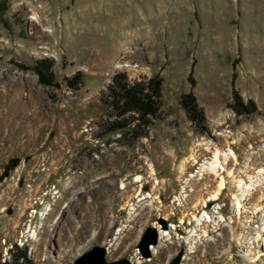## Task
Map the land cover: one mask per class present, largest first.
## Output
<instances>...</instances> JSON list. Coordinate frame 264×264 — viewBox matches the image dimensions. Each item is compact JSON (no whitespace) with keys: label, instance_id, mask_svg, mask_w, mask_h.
<instances>
[{"label":"rangeland","instance_id":"374dc122","mask_svg":"<svg viewBox=\"0 0 264 264\" xmlns=\"http://www.w3.org/2000/svg\"><path fill=\"white\" fill-rule=\"evenodd\" d=\"M119 73L160 95L123 133ZM14 156L1 263L101 244L132 264H264V0H0V175ZM149 226L167 235L146 258Z\"/></svg>","mask_w":264,"mask_h":264},{"label":"trees","instance_id":"16d2710c","mask_svg":"<svg viewBox=\"0 0 264 264\" xmlns=\"http://www.w3.org/2000/svg\"><path fill=\"white\" fill-rule=\"evenodd\" d=\"M43 79L44 78H42V80ZM126 79L127 77L125 74L119 73L114 77L113 83L109 86V92L112 93L109 95L112 98L109 104H112L116 111L115 114H117L115 118L110 121V130L112 132L123 133L126 129H130L135 119L142 118L148 112L154 113L157 110L156 107L160 103V95L157 91L159 85L155 83L154 80H150V83L145 85L141 82L130 84ZM153 94L159 98L156 100ZM136 113H139L140 117H136ZM26 258V252L20 251L13 254L12 262H0V264H18V260H25Z\"/></svg>","mask_w":264,"mask_h":264},{"label":"water","instance_id":"95a60500","mask_svg":"<svg viewBox=\"0 0 264 264\" xmlns=\"http://www.w3.org/2000/svg\"><path fill=\"white\" fill-rule=\"evenodd\" d=\"M30 156L26 157L28 160ZM21 162V158L16 156L9 159L5 166V170L0 175V182L4 180L10 173V170L15 169ZM162 227L167 228V220H160ZM160 233L157 227L149 226L142 235L141 241L138 245L141 254L144 257H150L152 255V245H156L159 242ZM107 248L101 244H96L91 249H88L84 253L80 254L74 261V264H132V261L123 257L113 261H108L106 258ZM181 260V254L177 255L170 264L179 263Z\"/></svg>","mask_w":264,"mask_h":264},{"label":"bare ground","instance_id":"6f19581e","mask_svg":"<svg viewBox=\"0 0 264 264\" xmlns=\"http://www.w3.org/2000/svg\"><path fill=\"white\" fill-rule=\"evenodd\" d=\"M221 155V151H219V153L217 154V156H216V158H217V160H218V157ZM218 164V163H217ZM217 164H216V161H211L210 163H209V169H211V170H214V171H216L217 170ZM211 167V168H210ZM225 184V180L224 179H222L221 180V182H220V185L221 186H223V185ZM167 235V233H165L164 231H161V233H160V238H164V236H166ZM160 243V242H159ZM158 243V244H159ZM157 245V244H156ZM139 256V255H138Z\"/></svg>","mask_w":264,"mask_h":264}]
</instances>
